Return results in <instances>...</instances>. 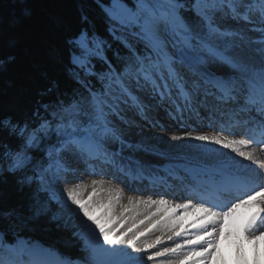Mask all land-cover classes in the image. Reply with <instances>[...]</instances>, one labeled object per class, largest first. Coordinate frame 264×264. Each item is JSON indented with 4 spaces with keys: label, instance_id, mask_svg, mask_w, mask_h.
Listing matches in <instances>:
<instances>
[{
    "label": "snow or ice",
    "instance_id": "6c2138e0",
    "mask_svg": "<svg viewBox=\"0 0 264 264\" xmlns=\"http://www.w3.org/2000/svg\"><path fill=\"white\" fill-rule=\"evenodd\" d=\"M17 3L19 14L7 25L23 30L33 10L26 0ZM4 25L0 15V45L15 46L18 38ZM39 27L42 61L31 64L19 86L26 103L16 114L0 111V264H139L146 249L161 243L159 237L139 242L151 227L163 224L172 233L169 240L179 237L175 213L163 221L152 213L144 230L139 225L145 221L134 220L121 231L115 225L127 221L116 213L113 199L97 202L93 189L85 201L82 183L73 182L83 179L81 169L98 174L97 165L133 181L141 173L158 175L151 167L162 162L157 158L173 162L172 157L154 139L143 138L142 128L134 135L128 114L146 118L153 107L169 102L177 111L227 117L221 132L241 131L238 139L186 131L170 142H208L241 159H202L194 164L201 170L196 175L187 167L169 169L167 179L201 182L205 192L234 195L221 205L204 197L196 204H176L184 212L202 210L203 223L183 243L147 260L187 246L190 251L177 264L189 256L198 258L192 264H211L220 255L222 235L237 242L241 259L239 241L258 247L264 240V172L243 161L260 165L262 160L239 146L256 144L264 156V0H92L91 7L79 4L74 16ZM16 61L15 53L0 50V75ZM147 203L168 210L165 199ZM242 208L250 211L241 214ZM95 210L102 211L95 215ZM41 229L55 230L61 243L37 240L33 234Z\"/></svg>",
    "mask_w": 264,
    "mask_h": 264
},
{
    "label": "bare ground",
    "instance_id": "6f19581e",
    "mask_svg": "<svg viewBox=\"0 0 264 264\" xmlns=\"http://www.w3.org/2000/svg\"><path fill=\"white\" fill-rule=\"evenodd\" d=\"M259 7L260 5L258 4L257 8ZM174 99L179 101V97H175ZM156 109L157 111L155 112ZM165 112L166 110L163 109L162 106L161 108H152V110L147 114L146 117V121L149 123V126L142 127L143 138L154 139L160 145L161 151L169 154V156L172 157L173 162H170L169 160L164 159L163 157H158L157 159H160L162 162L160 164H153L151 166L157 169L158 175L150 176L147 173H142L140 174V177L136 179L138 181L135 180V182L139 183L146 181L148 183V185L146 184V187L142 186V184H136V186L129 188L121 181L119 176L116 174V171H108V173H105V170L102 169L96 170V172L98 173L96 175H85L84 170L81 169L79 175H81L83 179L80 181L73 182L82 183V189H85L88 196H90L93 189H95L98 195L101 196L105 202H107L109 198L113 199L116 213L118 215L123 213L127 221L126 224L115 225L116 227L120 228L121 231H123L127 226H129V224L134 220H144L145 224L143 226L147 227L148 221L145 218L150 216L152 213H158L156 218L160 219L161 221L167 219V217L169 216H173V214L175 213L174 218L180 221L178 231L181 233V235L179 237L173 236L172 240L182 239L180 240L181 242L178 241V243H183L184 240H186L188 237H190V235H192V233L196 231L199 224L203 223V220H201L200 218L204 216V213L199 208H191L187 212H184L182 209H176L175 205L184 204L189 201L193 204H196L201 201V197H204L205 199L206 195L214 191L205 192L201 189V184H188L175 179L166 178L163 179V182L162 180L160 182V177H166L169 169L176 167H187L192 175H196L200 173L201 170L199 168H196L194 164L195 162L200 161L202 159L212 161H228L233 156H235L237 160H240L241 158L239 156H236L235 153H232L231 150L223 149L220 146H217L212 143L199 142L192 139H184L181 141L170 142L168 138L173 135L183 136L187 131L192 132L193 134L202 133L209 135H221L228 136L230 139H238L241 136V131L237 127H233V134L225 133L224 131H219V127L224 125L222 122L223 118H226L225 116H222L220 114L215 115L216 117L212 116L211 114L205 116L208 120L214 118L219 119V125L216 127H214V124L212 125V127H210L208 126L210 124L206 122H200L201 124L198 125L197 128H193L190 126L174 125V123L170 122L168 124L170 127L167 128L170 130L168 131L162 130V127L160 128L159 126L154 127L153 123H156L155 121H160L161 124H166L165 119L168 120V116L165 115ZM177 112L181 113V111ZM181 114H184V112H182ZM158 116H164L165 119L163 120L160 117L157 119ZM143 117H145L144 114ZM210 121L209 123H211ZM140 134L141 133L139 130V132L134 135L139 136ZM261 135L262 134L260 132H257V139H260ZM172 144H176L177 147L173 148L171 146ZM239 147H241L242 150L245 151L256 152L262 160V163L260 165H257L247 160H244L243 163L245 165H250L251 167L258 169V171L264 172V156L260 155L258 146L256 144H253L251 146L245 147V149L243 148L244 146ZM177 156L183 158V162L177 160ZM129 180L132 179L129 178ZM168 180H173L175 182L169 181V183H173V185H166L168 183ZM93 181H96V183L93 184ZM160 199L167 200V212L163 211V206L161 205H150L147 203V201L149 200ZM125 209H128V211H125ZM216 210L221 211V208L218 207ZM239 211L241 214H247L250 210L242 208ZM139 227L144 230V227H142L141 225H139ZM169 233L171 234L170 230L168 228H165L163 224H160L155 227H151L150 231L145 232V235L140 238L139 242H147L148 239L152 237V235H158V237L160 236V240L162 241L164 240V238L167 237L163 236H165L166 234L170 235ZM236 243L237 242L233 241L232 239H225L222 235L220 238V255L217 256L214 260H212L211 264H264V240L256 242L258 247L254 246L248 241H239V243L243 245V259L237 256ZM194 246L197 247V249L199 248L198 245ZM189 251L190 250L186 246L184 250H181L176 254H168L164 256V258H159L155 261L154 264H177V261H183L184 255L187 254ZM195 259L198 258L189 256L188 260L185 261L184 264H192V261Z\"/></svg>",
    "mask_w": 264,
    "mask_h": 264
},
{
    "label": "trees",
    "instance_id": "16d2710c",
    "mask_svg": "<svg viewBox=\"0 0 264 264\" xmlns=\"http://www.w3.org/2000/svg\"><path fill=\"white\" fill-rule=\"evenodd\" d=\"M26 3L33 10L32 22L23 30L9 29L7 20L13 14H19V5L17 0H0V15L5 18V30L18 38L15 46H9L7 41L0 45L5 54L15 53L17 57L16 63L5 65L6 70L0 75V111L10 114H16L26 103L19 92L23 74L30 70L32 63L42 61L44 38L39 26L55 18L74 16L79 4L91 7L92 0H26ZM33 235L42 242L61 243L53 229H41Z\"/></svg>",
    "mask_w": 264,
    "mask_h": 264
},
{
    "label": "rangeland",
    "instance_id": "374dc122",
    "mask_svg": "<svg viewBox=\"0 0 264 264\" xmlns=\"http://www.w3.org/2000/svg\"><path fill=\"white\" fill-rule=\"evenodd\" d=\"M175 98V97H174ZM178 101V100H177ZM179 102V101H178ZM161 108V107H160ZM162 108L163 109H165L166 110V112H165V115L166 116H168V120H166L165 119V117L164 116H158L157 117V119L160 117L161 119H165V121H166V124H161V122L160 121H158L159 122V124H161V125H163V127L161 128V126H159L162 130H164L165 128H169L170 126L168 125L170 122L171 123H174V125H182V126H190V127H193V128H197L198 127V125H200L202 122H206V123H208V124H210V125H208V126H210V127H212V125L214 124V127H216V126H218L219 124H218V122H219V119H216V118H214V119H207V117H205V115H204V113L203 112H191V111H188V110H184V111H181V113L182 112H184V114H181V113H178L177 112V110H176V104H172L171 102H169V106H167V107H165V106H163L162 105ZM157 111V109L155 110V112ZM169 113H171V114H169ZM197 114H199V115H197ZM173 117H175V118H173ZM214 117H216V116H214ZM128 118H130V119H132L133 121H134V123H135V125H136V128H135V133L134 134H137L138 132H139V130L142 128V127H148L149 126V123L146 121V118L145 117H143V114L142 113H135V112H130L129 114H128ZM208 120V121H207ZM210 120H212V121H210ZM209 121L211 122V123H209ZM155 122H157V121H155ZM201 122V123H200ZM223 126H226L227 125V123H228V120H227V117L226 118H223ZM154 124V123H153ZM152 125V124H151ZM225 133H229V134H233V131H224ZM258 146V145H257ZM244 149H245V147H243ZM167 161V160H166ZM168 162V161H167ZM105 168V169H104ZM105 170V173H108V171H116V174L119 176V178L121 179V181L125 184V185H127L129 188H132L133 186H136V184H142V186H144V187H146V184L148 185V183L146 182V181H143L142 183H139V182H135V181H133V180H129V178H126L125 177V175L123 176V174L122 173H120L117 169H115V168H111V167H109V166H107V165H97L96 167H95V169H94V171H96V170ZM142 174V173H141ZM163 179H166V177L165 176H162V177H160V182H161V180H162V182H163ZM136 181H138V180H136ZM140 181V180H139ZM169 181H171V182H175V181H173V180H168L167 182V184L166 185H173V183H169ZM165 186V185H164ZM81 196H82V198L85 200V201H87V199H88V195H87V192L85 191V189H81ZM98 197H96L95 199H96V201L97 202H99V201H104L103 199H102V197L101 196H99V195H97ZM173 197H177V196H173ZM105 202V201H104ZM106 203V202H105ZM209 206H211V205H209ZM217 209V208H216ZM102 210H95L94 211V214L95 215H100V212H101ZM165 217V216H164ZM140 220H137L136 222H139ZM133 222H131L130 224H129V226H131V224H132ZM145 224V223H144ZM144 224H141V226L142 227H144L143 225ZM129 226H127V227H129ZM126 227V228H127ZM126 228L124 229V230H126ZM145 228V227H144ZM140 229H141V227H140ZM142 230V229H141ZM170 234V233H169ZM172 234V233H171ZM167 236V237H166ZM191 236V235H190ZM158 237V235L156 236V235H152V237L150 238V239H148V241L147 242H151V241H153V240H155L156 238ZM163 237H166V238H164V240H162L161 241V243L160 244H158V245H156V247L155 248H151V249H146V251L144 252V253H142V258L140 259V261H139V264H154L155 263V261L156 260H158L159 258H164V257H157V258H155L154 260H152V261H148L147 260V256L148 255H151V254H153L154 252H156V251H162L165 247H168V248H172L173 246L175 247V245H176V243H178V241L179 242H181L180 240H182V239H177V240H172V241H169V239H168V234H166L165 236H163ZM141 238V237H140ZM159 238H160V236H159ZM189 238V237H188ZM187 238V239H188ZM169 241V242H168ZM174 244V245H173ZM154 261V262H153Z\"/></svg>",
    "mask_w": 264,
    "mask_h": 264
}]
</instances>
